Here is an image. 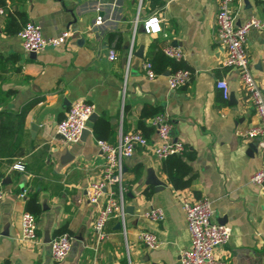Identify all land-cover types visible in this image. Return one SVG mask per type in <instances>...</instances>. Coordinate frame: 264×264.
I'll use <instances>...</instances> for the list:
<instances>
[{
	"label": "crops",
	"instance_id": "1",
	"mask_svg": "<svg viewBox=\"0 0 264 264\" xmlns=\"http://www.w3.org/2000/svg\"><path fill=\"white\" fill-rule=\"evenodd\" d=\"M7 1L40 23L46 36L66 28L71 34L34 56L18 31L7 32V15L0 17V182L5 190L0 264H181L180 251L191 244L183 202L203 196L211 200L215 220L232 229L229 242L216 247L217 256L231 264H264V195L250 179L263 164V150L256 138L240 134L261 117L238 69L223 62L226 48L216 37L218 0ZM233 8L237 23L264 17V0H234ZM154 14L161 30L148 32L144 20ZM170 44L182 48V58L159 60L163 70L149 77L144 61ZM246 45L251 70L264 89V29L253 27ZM111 49L117 50L116 59L109 57ZM179 68L190 69L191 78L172 88L168 75ZM220 78L228 80L227 99L217 86ZM78 99L93 103L96 116L78 141L68 142L56 124ZM147 106L159 107L172 122L174 137L187 145L183 158L193 175L188 185L177 186L162 165L164 158L150 146H137L124 159L125 229L114 215L99 242L94 223L106 196L93 203L87 194L90 181L101 178L105 160L98 132L116 143L122 131L140 130L158 145L152 117H142ZM97 122L103 124L100 131ZM151 167L166 182L162 188L145 182ZM31 194L35 203L29 202ZM152 206L163 207L164 218L152 220L147 215ZM29 207L38 221V237L31 242L20 237L21 215L32 211ZM62 228L72 235V248L57 261L46 233L52 238ZM143 229L155 232L160 245L142 242L138 232Z\"/></svg>",
	"mask_w": 264,
	"mask_h": 264
},
{
	"label": "built area",
	"instance_id": "2",
	"mask_svg": "<svg viewBox=\"0 0 264 264\" xmlns=\"http://www.w3.org/2000/svg\"><path fill=\"white\" fill-rule=\"evenodd\" d=\"M234 0H218V7L215 16L216 37L226 48L224 64L236 67L244 88L250 93L253 105L261 117V122L249 127L240 134L256 138L263 150V164L250 177L251 181L260 186L264 195V89L258 82L251 70V59L247 48V36L253 27L264 29V17L259 15L250 16L245 22L237 23L233 8ZM6 13V8L0 5V17ZM102 16L98 15L96 22L100 23ZM136 19L135 25H137ZM144 26L148 32L161 30V19L154 14L144 20ZM136 30V27H135ZM23 45L28 51H40L47 46H57L64 43L70 36V29H64L58 35L46 36L43 33L42 25L34 20H28L19 32ZM164 51L167 55L181 59L182 48L174 45H166ZM134 52L132 42L129 53ZM111 59H116V49L109 52ZM143 68L149 77H155L157 71L152 62L147 59ZM192 75L188 68H179L168 75V82L172 88L186 84ZM217 86L222 89L223 96L227 99L230 95V87L226 78L217 80ZM95 111L94 104L85 100H74L65 116L57 121L58 133L68 142L78 141L83 130L87 126L90 116ZM152 124L157 128L161 142L158 145H151L148 137L140 130L122 131L118 142L113 143L104 138H98L97 142L102 149L105 160L102 167L100 179L92 180L87 185L88 198L93 203H99L103 196L106 199L99 205L98 213L94 223V230L98 241L107 237L106 224L114 216H119L126 226V209L123 201L125 191L124 159L130 157L139 145L150 146L153 153L159 158H166L171 154H182L187 149L184 141L175 138L172 133V122L165 113H158L152 117ZM18 165V164H17ZM20 166V165H18ZM23 168V166H20ZM118 185L120 200L117 198ZM25 191L21 194L24 196ZM5 190L0 182V199L4 197ZM183 207L188 229L191 233V244L180 251L181 264H231L230 260L218 257L215 249L219 245L229 242L231 226L219 222L214 218V209L211 200L203 196L197 200H184ZM147 215L152 220L164 218L165 211L161 206H152ZM20 237L26 241H35L38 237V221L34 212L25 210L21 215ZM138 238L151 247H157L161 243L160 237L153 231L143 229L138 232ZM52 256L55 260H63L72 248V235L65 231L53 236L50 241Z\"/></svg>",
	"mask_w": 264,
	"mask_h": 264
},
{
	"label": "trees",
	"instance_id": "3",
	"mask_svg": "<svg viewBox=\"0 0 264 264\" xmlns=\"http://www.w3.org/2000/svg\"><path fill=\"white\" fill-rule=\"evenodd\" d=\"M0 5L4 6L6 8L5 14L8 17V23H7V27H6L7 32H9V33L17 32V31L20 32L23 25L29 20L26 11L22 10V9L16 10V9L12 8L7 0H0ZM19 23H22V24H19ZM162 59L164 61H168V59L173 61L177 58L167 55L165 53V51H163V52L161 51L155 57L149 59L152 62L153 67L157 72H159L158 70H163V67H161V69L158 68L159 60H162ZM160 110L161 109L159 107L147 106L143 110L142 117H144V118L145 117H147V118L153 117L158 113H162V111H160ZM102 120L106 121V119H102ZM141 123H142V126H144L145 122L141 121ZM102 127H103L102 122H97L95 125L96 131H100V129ZM98 138H104V137H103V135H101L98 132ZM187 153H189V151H186V154ZM189 156H191V155H189ZM162 163H163L162 164L163 167L167 170L169 177L174 182V184H176L177 186H186L189 184L190 179L193 175L192 174V165L186 159L183 158V153L182 154H171L168 157L164 158ZM35 199H36L35 194H31V196L29 198V202L31 201V202L35 203V201H33ZM30 209L33 212L35 211L33 207ZM65 231L66 230L62 228L61 230H59V233H57V234H60V233L65 232Z\"/></svg>",
	"mask_w": 264,
	"mask_h": 264
},
{
	"label": "water",
	"instance_id": "4",
	"mask_svg": "<svg viewBox=\"0 0 264 264\" xmlns=\"http://www.w3.org/2000/svg\"><path fill=\"white\" fill-rule=\"evenodd\" d=\"M139 52H141L142 50H143V45H141L140 47H139ZM31 53H32V55H36V51H34V50H32V51H30ZM170 73V72H169ZM168 73V74H169ZM96 116V113H93L91 116H90V119H94V117ZM33 127H37V125H33ZM87 130L88 129H84L83 130V133H85V132H87ZM145 182L147 183V184H154V185H156V189H159V188H162L163 187V185H165L166 184V182L164 181V180H162L159 176H158V174L156 173V171H155V169L154 168H149L148 169V175H147V178H146V180H145ZM46 238H47V240H50L51 238L49 237V235H48V233H46Z\"/></svg>",
	"mask_w": 264,
	"mask_h": 264
}]
</instances>
